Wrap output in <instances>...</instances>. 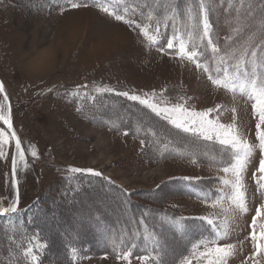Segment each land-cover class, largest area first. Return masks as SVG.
<instances>
[{"label": "rangeland", "instance_id": "obj_1", "mask_svg": "<svg viewBox=\"0 0 264 264\" xmlns=\"http://www.w3.org/2000/svg\"><path fill=\"white\" fill-rule=\"evenodd\" d=\"M87 1L88 7L73 9L70 0H22V12L17 13L11 8L10 0H0V79L12 107L14 129L26 150L28 162V170L19 176L20 193L28 186L35 191L42 175L43 183L47 184L53 173L57 175L64 170L61 166H67L66 171L75 167L100 172V176L117 187L128 192L141 190L144 195L151 194V189L165 180L216 177L220 182L225 174L213 169L212 165L225 156L223 150L211 154L206 149H193L195 158L201 157L195 162L188 158L190 151H178L176 159L163 164L149 167L137 163L139 166L130 164L123 168L118 166L123 157L139 150L137 139L116 134L103 126L88 125L78 118L77 112L83 104L91 103L96 93L99 94L97 88L116 87L141 97L154 94V102L162 107L181 104L189 111L211 110L209 119L225 125L235 123L243 138L252 144L257 143L255 125L258 121L253 116L251 102L239 93L217 88L208 79L209 74L201 63L207 56V46L196 45L200 53L197 59L202 65L197 68L195 62L169 54L178 52L166 46L162 48L163 52L156 50L161 41L149 46L137 29L101 12L94 6L97 0ZM119 6L121 11L127 6L131 17L140 21V12L132 1L122 0ZM113 29L127 34L128 41L94 51L100 43V35ZM247 68L251 71V64ZM215 75L222 76L223 73L216 72ZM0 104H5L1 94ZM117 114L119 120L123 119L122 115L126 117L123 111L110 112L109 125L118 124L114 118ZM0 124V130H4L3 121ZM141 131L145 132V129ZM29 145L34 146L37 158L31 157ZM12 150L11 142L5 148L8 158H0V207H7L12 198ZM260 158L257 149L244 176L248 212L228 214V236L221 243L236 246L228 264H254L255 261L264 264V254L254 255L250 238L255 209L264 204V191L258 189L253 175H259ZM218 191L219 195L212 201L218 199L222 191L229 193L230 189L220 183ZM194 195L198 201L186 199L182 203L190 208V214L202 226L200 240L212 234V226L200 217L217 216L219 222L224 216L220 208L210 206V191L195 190ZM205 200L209 203H204ZM2 223L1 234L8 242V253L0 256V261L4 264L29 262L18 233L21 222L14 216H5ZM115 238L122 240L116 236L111 240ZM176 246H167L166 255L175 252ZM117 252L114 250L111 256L90 258L82 264H126L117 259ZM132 264L141 262L132 258Z\"/></svg>", "mask_w": 264, "mask_h": 264}, {"label": "trees", "instance_id": "obj_2", "mask_svg": "<svg viewBox=\"0 0 264 264\" xmlns=\"http://www.w3.org/2000/svg\"><path fill=\"white\" fill-rule=\"evenodd\" d=\"M129 1H132L140 12L139 22H147L145 17L150 11L161 20L166 14L171 17L169 6L177 11L175 20L167 21V27L161 24V43L155 47L161 52L162 48H167L166 39L172 38L173 27L175 26L177 34L183 35L185 25L190 23L185 14L186 9L192 7L195 11L199 5V0ZM20 2L22 0H10L11 8L17 13L22 12ZM206 2L212 6L209 13V21L213 26L212 39L220 47L221 56L233 50L238 54V50L249 37L259 42L264 35L260 28L264 19V0H242L243 7L241 0H231V6L230 0ZM195 43L207 46V40ZM170 50L178 52V45ZM206 51L207 56L201 63L209 68V75L217 77L215 73L219 57L214 58L209 47ZM225 59L227 63L221 67L227 66L232 71L234 60L228 56H225ZM256 70L264 74V67L258 66ZM114 88L112 92L96 93L94 101L83 104L77 116L88 125L103 126L116 134L125 135L127 132L125 136L137 139L140 144L138 152L127 154L118 166L125 168L130 164L143 163L153 167L155 164L176 159L178 151L187 150L190 151V160L199 161L201 157L195 158V153L191 150L206 149L207 153L211 154L223 150L216 141L197 139L191 133H184L175 128L162 114L157 116L146 106L117 95V92L124 90ZM114 111H123L126 117L122 115L123 119L119 120L117 114L114 118L118 124L111 126L107 119L108 114ZM142 129H145V132L141 131ZM151 141L154 144H151ZM165 144L168 145L167 150L164 149ZM224 162L225 156L213 164L212 168L218 171ZM61 168L64 170L57 175L53 173L51 179H47V184L43 183L42 175L37 181L35 191L30 186L23 189L17 212L11 215L21 222L18 233L22 249L26 250L34 245L37 239L40 244L46 245L39 250L33 249L38 257L36 262L30 259L22 264H82L90 258L111 256L114 251L111 238L115 236L122 238L120 242L114 239L116 251L131 248L135 258L147 253L156 254L155 249L169 264L173 260L178 262L181 254L186 253L190 244L198 240L202 233V226L196 222L194 215L189 212L190 208L182 201H198L194 195L195 190L210 191V201L219 195L220 182L216 177L197 178L190 182L180 179L165 180L152 188L151 194L144 195L141 190L128 192L121 189L104 176L91 175L87 170L73 172L75 167L70 171L65 170L67 166ZM216 181L218 183H215ZM103 202H106V205ZM3 221L4 217H0L2 227ZM1 231L0 228V256H6L8 242ZM5 233L7 235V231ZM133 244L135 248H132ZM171 244L178 246L175 252L166 255V248ZM73 249L76 250L75 256ZM0 264L4 263L0 261Z\"/></svg>", "mask_w": 264, "mask_h": 264}, {"label": "snow or ice", "instance_id": "obj_3", "mask_svg": "<svg viewBox=\"0 0 264 264\" xmlns=\"http://www.w3.org/2000/svg\"><path fill=\"white\" fill-rule=\"evenodd\" d=\"M122 0H97L95 7H98L101 12L109 17H112L117 22H122L129 27H134L138 30L149 46L159 44V40L162 37L161 24L163 23L167 27V21L169 19L175 20L178 15L174 8L169 6L172 15H164L161 20L153 15V12H149L145 17L147 22H136L129 14L127 6L121 11L120 4ZM71 8L78 9L81 7H88L89 5L83 0H70ZM231 6V0H230ZM241 7L243 3L241 0ZM212 11V6L207 3L206 0H199L198 8L194 11L192 7L186 9V16L189 24L185 25L183 35L177 34L175 26L173 27V35L171 39H166V45L168 49L176 48L178 45V53L180 59L187 60L189 62H195L196 67L200 68L202 65L197 59L200 53L196 50V41L203 42L207 40V47L211 49L213 57H219L218 66L216 68L217 73H223L222 76L213 77L208 76L211 83L217 88H222L233 94L239 93L241 96L246 97L251 102V109L253 116L257 119L255 125V139L257 143L252 144L247 139L243 138L235 123L231 125H225L218 120L209 119L210 111H189L181 104H177L172 107L160 106L154 102L153 96L141 97L140 95L130 94L127 91L117 92V95L127 97L131 101H136L141 105L151 109L157 116L163 114V118L168 120L175 128L180 129L184 133H191L197 139L204 141H216L224 150L226 156V162L219 167V171L225 174V178H222L220 183L230 189L229 193H223L222 195L212 201L210 206L213 209L220 208L221 214L224 219L219 220L217 216L200 217L201 220L212 226V234L206 238H201L197 242L191 244V248L182 253L179 258V264H228V260L235 254L236 246L231 243H221L222 240L228 236V214L239 212L246 214L248 212V206L245 198V184L244 176L247 171L248 165L251 162L252 157L256 153L257 149L261 155L259 159V167L256 183L258 189L264 191V74L257 72V67H264V35L261 36L259 42H255L252 37L238 50H233L230 53H225L230 59L234 60L233 70L229 71L226 65L227 61L225 56H221V49L212 39V24L209 21V13ZM261 31L264 32V19L260 25ZM191 44V48L189 45ZM251 49V51H249ZM162 50V49H161ZM251 64L252 70L249 71L247 65ZM204 71L209 72V68L205 65ZM98 93L112 92L110 88H97ZM4 92V86L0 83V93ZM5 103L8 101L7 95H4ZM5 104H0V121H3L7 128L0 130V158L7 159V153L5 148L14 141L15 154L11 158L12 163V183L16 186V174L18 162H23L25 168H27L26 150L22 147L21 139L17 136L16 131L13 129L11 107L8 106L7 111L4 110ZM235 112V109H233ZM125 135L128 133L125 132ZM143 143V141H142ZM168 145H164V149L167 150ZM29 151L32 158H37L38 154L34 146L29 145ZM195 162V161H193ZM73 172H80L81 169H72ZM94 176H100V172L87 170ZM185 181L190 182L189 177L184 178ZM204 203H209L207 200ZM17 200L13 201L7 207H0V215L8 213H16ZM227 203V207L224 204ZM258 221L260 223L258 224ZM251 234L250 238L255 249L254 255L264 254V204L255 209V216L251 222ZM114 250L116 241L112 240ZM31 243V239H30ZM46 245L40 244L39 240L36 243L28 247L24 251V256L36 262L38 260L37 255L34 252V248L37 250L45 247ZM135 248V244L132 245ZM156 254L147 253L144 255H137L135 258L141 262V264H169V261L163 258L159 251ZM76 250L73 249V255L75 256ZM133 251L131 248L121 249L117 252V259L126 262V264H132ZM171 264H176L173 260ZM254 264H259V261H255Z\"/></svg>", "mask_w": 264, "mask_h": 264}, {"label": "bare ground", "instance_id": "obj_4", "mask_svg": "<svg viewBox=\"0 0 264 264\" xmlns=\"http://www.w3.org/2000/svg\"><path fill=\"white\" fill-rule=\"evenodd\" d=\"M83 25V24H82ZM100 43L98 44L97 48L94 49L97 50L99 47L104 48H110V46L112 45H123L125 43V41H128V35L125 34L123 31H117V30H107L106 32H104L103 35H100ZM127 39V40H126ZM26 170H28V165L27 168H25L24 163L23 162H18L17 164V171H18V178L19 176H21V174H24L26 172ZM13 191H14V187H13ZM96 198V197H95ZM14 201V198H11V203Z\"/></svg>", "mask_w": 264, "mask_h": 264}, {"label": "water", "instance_id": "obj_5", "mask_svg": "<svg viewBox=\"0 0 264 264\" xmlns=\"http://www.w3.org/2000/svg\"><path fill=\"white\" fill-rule=\"evenodd\" d=\"M0 83H2L3 84V82H2V80L0 79ZM3 86H4V84H3ZM1 95H2V97H3V99H4V95H7L6 94V91H5V88H4V92L3 93H0ZM5 106H6V110L5 111H7V108H8V106H10L11 107V104H10V101H9V99H8V101L5 103ZM11 114H12V123H13V112H12V107H11ZM5 127L7 128V125H5ZM13 129H14V127H13ZM15 154V150H14V141H13V150H12V156ZM12 158V157H11ZM10 172H11V186H10V190L12 191V193H13V197H12V199L14 198V201L15 200H17V197H18V200H19V198H20V190H19V180H18V171H17V174H16V181H17V183H16V186L14 187L13 186V183H12V180H13V177H12V163L10 162ZM13 187H14V191H13ZM11 204V202H9V204H8V206ZM18 206H19V203H18V205H17V208H18ZM13 213H8V214H5V215H0V216H3V217H5V216H10V215H12Z\"/></svg>", "mask_w": 264, "mask_h": 264}]
</instances>
